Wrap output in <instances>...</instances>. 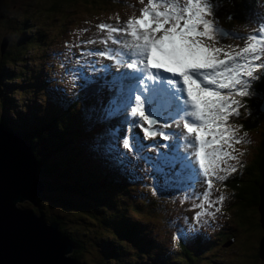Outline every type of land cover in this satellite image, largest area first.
Instances as JSON below:
<instances>
[{"label": "snow or ice", "instance_id": "6c2138e0", "mask_svg": "<svg viewBox=\"0 0 264 264\" xmlns=\"http://www.w3.org/2000/svg\"><path fill=\"white\" fill-rule=\"evenodd\" d=\"M139 3L143 5L139 16L133 14L123 26H96L107 33L102 43L118 47L92 54L115 59L116 65L126 69L115 75L111 65L102 69L96 68L95 61L89 65L93 71L105 73L100 90L107 88L112 93L103 119L118 121L108 130L105 154L133 180L142 179L136 171L143 163L156 180L154 194L179 187L191 193L185 200L200 199L201 203L194 202L201 209L194 217L199 223L203 216L214 218L221 212L215 205L222 206L227 197L221 193L212 199L215 182L227 180L238 170L223 165L229 160L240 163L239 156L233 155L238 151L235 146L250 142L245 139L247 132L238 135L242 125H232L229 120L240 116L243 105L236 97L251 94L252 82L260 79L255 73L264 68V13L258 17L256 34L241 37L246 45L238 47L223 44L237 37L215 16L221 0ZM77 71L84 81L82 87L96 83L84 68ZM173 124L178 130H164ZM157 136L170 143H145ZM150 148L167 151L150 155ZM196 185L205 190L194 193ZM211 208L215 210L209 212ZM180 234L188 238L183 229Z\"/></svg>", "mask_w": 264, "mask_h": 264}, {"label": "trees", "instance_id": "16d2710c", "mask_svg": "<svg viewBox=\"0 0 264 264\" xmlns=\"http://www.w3.org/2000/svg\"><path fill=\"white\" fill-rule=\"evenodd\" d=\"M96 1L48 0L46 2L51 3L48 5V10L54 11L69 3L85 2L93 5ZM253 1L221 0L222 6L215 12V16L217 17L221 12L226 13L227 18L222 22L227 26L243 21L249 18L246 15L258 0L254 3ZM18 40L14 38V41L7 42L8 38H2L5 46L3 51L2 44L0 46V75L5 76L4 63L11 61L14 65L13 72H8V78L20 77L21 81L25 80L19 90L21 95L27 92L25 87L35 86L36 90H39L40 103L42 96L47 101L61 98L62 92H50V90L44 92L37 81V75L28 69L23 70L25 67L21 64L17 52L21 51L25 42L20 44L15 42ZM88 73L96 81L94 86L103 83L100 78L105 73ZM258 76L260 79L253 81L255 88L252 96L256 97L245 100L239 109L240 116L233 115L229 120L230 124L242 125L241 129L247 128L260 133L257 152L251 161L243 165L241 172L245 178L238 177L239 179L219 186L222 191H226L228 197L222 206H215L221 207L219 214L221 213L229 228L214 236V239L218 240L221 238L220 234L224 237L226 233H238L239 224L236 227L231 222L232 212L238 214L240 210L245 213L246 225H243V235L247 238V234L250 233V240L255 239L253 242L250 241L247 256L251 262L256 263L259 259L258 241L264 234L258 213V204H262L261 189H263L264 172V110L261 108L264 97V73ZM35 88L32 87L30 91L35 92ZM105 90L107 93L110 92L107 88ZM86 91L93 101L101 94V91L96 92L91 84L86 87ZM1 105L3 114L0 115V122L16 131L32 146L39 162L38 176L46 183L45 191L39 196L40 199H37V208L33 210L43 214L49 222L55 221L59 224L60 231L73 244L72 256L78 264H199L198 254L210 247L208 243L204 246L200 238L194 240L190 238L192 241H189L176 236L173 227L166 229L165 237H158V229L161 225L181 224L187 213L180 212V204H188L190 208L194 206L197 198L193 196V199L185 200V195L191 193L183 192L179 187L169 188L162 193L157 191L154 194L153 186L156 180L151 175V170L143 163L136 171V175L142 179L137 180L131 179L128 172L114 164L109 156H107L108 163L102 166L105 157H93L90 148L89 137L94 138L95 133L89 132L88 127L85 126L89 122L98 125L106 122L100 115L97 118L90 117L89 120L76 109V106L63 110L62 107L55 109V104L51 110L43 108L40 104L32 109L33 105L22 99L17 107L18 111H15V101L3 96ZM38 111L40 113L43 111V114L39 116V122L34 123L32 117ZM12 114H15L16 118L9 116ZM22 114H29V125L21 124L20 121L24 122V118L20 117ZM8 120H11L12 124ZM61 121H65L66 125L61 126ZM94 129L95 127L92 131ZM140 134L143 135L142 132ZM105 138L107 140L108 136L106 135ZM155 142V140L145 141L147 144ZM148 154L156 155L155 149H148ZM202 187L204 186L196 185L194 193ZM140 212L146 215L145 219L139 217ZM193 212L197 213L200 210ZM252 214L256 215L253 226L250 224ZM156 222L161 223L158 228ZM196 224L194 221L191 222V225ZM247 245L243 244L245 247ZM169 247L175 250L169 251L166 255ZM158 251L162 254L157 255Z\"/></svg>", "mask_w": 264, "mask_h": 264}, {"label": "rangeland", "instance_id": "374dc122", "mask_svg": "<svg viewBox=\"0 0 264 264\" xmlns=\"http://www.w3.org/2000/svg\"><path fill=\"white\" fill-rule=\"evenodd\" d=\"M48 0H1L0 3V46L2 44V38L6 37L8 38L7 42L14 41V38H18V42H25L22 45L21 51H18L17 54H19V58L21 59L22 64L29 68H32L35 75H37V81L40 85H42L41 89L45 91L50 90V92H63L66 94V97H61L54 100V108L60 109V107L63 108V110L71 108V106H76V109L83 113L89 120L90 117L96 118L94 116L97 108V104L100 101L99 95L94 98V101L92 100L91 96L87 93L86 87H82L84 84V81L77 77L76 70L81 68H86L87 64H83L80 66V64L77 66V68L69 63H66L62 59L61 53L64 52L63 48H56V42L61 41L65 38V35L67 33V29L73 27L77 22L80 20H83L85 18H92L95 17V14H106L110 11H115V9H118L117 7L121 6V4H116L114 0H97L95 4L90 5L85 2H80L78 4H65L64 6L58 8L57 10L50 11L48 10V5L51 3L46 2ZM125 7L127 8L129 3H133L134 6L137 9V16H139V9L143 7L139 3V0H123ZM146 2V0H145ZM123 4V3H122ZM264 4V2L259 1L255 2L254 11H257L258 8L261 7V5ZM95 9V10H94ZM252 12V11H249ZM219 18V21H222L224 18H227L226 13L221 12L217 15ZM251 18L252 22L254 23V32L257 30V23L258 19L252 16H248ZM235 30L238 31L239 35L242 37H247L249 35H252L251 27L252 25L249 24L248 21L243 20L240 22H235L232 26ZM236 36V37H239ZM21 36V37H20ZM20 37V38H19ZM105 36H93L92 40L101 42ZM241 42H246L244 39ZM61 46L60 44H58ZM11 47V46H10ZM48 47L47 52L52 55V59L56 63V66L60 69L59 73L60 75L66 80L65 83L61 86V90L57 87H51L49 88V81L47 78L46 73L40 69V67H45L46 62L43 60V58H39L40 55L45 51V48ZM1 59V57H0ZM4 75H0V115L3 114V108L1 105V98L6 97L10 100L15 101V111H18V105L20 104V100L27 102L28 104L33 105L31 108L35 109L37 104H40L43 108L47 110L52 109V103L51 101H47L41 97L42 103H40L38 100L39 98V90L35 88V86H30L27 89V92L25 94H20L19 90L24 84L25 80L21 81L20 77H13L8 78V72H13V64L11 61L4 63ZM101 66L99 64H96V68H100ZM68 71H67V70ZM69 72V73H68ZM122 71H115L116 75H118ZM79 73V72H78ZM68 74H71V76L67 79ZM80 76V75H79ZM23 77V76H22ZM17 78V79H16ZM109 78V77H108ZM112 79V75L110 76V80ZM92 88L98 92L100 90L99 85L97 84L94 86V83L91 84ZM2 87V88H1ZM32 87L35 88V92H31L30 89ZM40 89V91H41ZM48 89V90H47ZM52 89V90H51ZM71 91V92H70ZM104 93V97L107 98L108 96L111 97L112 93L109 92L108 94H105L104 89L102 90ZM20 94V95H19ZM111 94V95H110ZM82 96V99H80ZM79 103V104H77ZM35 105V106H34ZM89 105V106H88ZM85 108V109H84ZM105 108V107H104ZM73 111V109H72ZM33 112V111H32ZM103 113V112H102ZM43 114V111L40 113V111L36 112V115L32 117V120L34 123L39 122V116ZM12 118H16L15 114L9 115ZM20 117L24 118V122L20 121L22 125L28 124L30 121L29 114H22ZM9 122L12 121L8 120ZM115 122H118L117 120H114ZM61 126L66 125L65 121H61ZM113 120L111 122V126H114ZM42 124V123H41ZM117 124V123H116ZM5 125V124H4ZM10 126V125H9ZM88 127V131L92 132V128L96 127V123H86ZM105 126H110V122L106 121ZM7 128V127H6ZM8 130H12L10 128H7ZM173 130H176L174 128V125L170 128ZM14 131V130H12ZM135 131H139V129H136ZM16 132V131H15ZM100 132V131H99ZM257 133V132H256ZM240 136H243V133H239ZM122 136V135H121ZM258 136V133H257ZM254 138V134H249L246 139L252 140ZM164 141V140H163ZM106 138L105 134L101 133L100 136H97L96 138L89 137V143L90 148L92 151V156L97 158L98 156L105 157V160L102 161V166L106 165L108 163L107 155L105 154V145H106ZM255 143V142H254ZM238 151L234 152L233 155L239 156V159H245L248 160V157L250 156L251 152V158L253 157V153L256 150V147L253 149V145H247V144H241L235 146ZM127 151V150H125ZM243 153V155H240V153ZM252 173V172H251ZM40 198L38 197V200ZM22 204H26L30 207L37 208L34 204H28L26 202H22ZM214 208L208 209L209 212H212ZM141 210V208H140ZM139 210V211H140ZM190 211V210H189ZM191 212V211H190ZM233 216L231 218V222L233 224L238 225V233L236 235V239L234 238V241H227L230 239L231 236H228L226 233V236H222L220 239L215 240L217 243L215 246H210L206 250L204 249V252H201L198 254V262L199 264H264V260L258 259L256 262H251V259L247 256L249 247H250V233L246 236L243 235V225L245 226L246 223L244 222V216L245 213L238 211V214H234L232 212ZM237 215V216H236ZM140 218L145 219L146 215L141 214L139 215ZM255 214H252V219L250 221V224L253 226L255 223ZM216 216L213 218L208 217L206 220L201 219L200 221H215L217 224L219 220H216ZM160 222H156V227L160 225ZM169 227L174 228V234L178 236L180 234V229H183L185 232L188 233V235H192L187 231V225L185 224H173L169 226H163L161 225L159 227L158 231V237L162 238L166 236V229ZM157 228L155 230H157ZM229 228L226 227L225 230ZM209 230L203 229L202 234L203 236L208 235ZM232 234H235V232H232ZM181 235V234H180ZM177 240V238H176ZM259 243V241H258ZM243 244L247 245L246 247L243 246ZM175 249L172 247H169L168 251L166 252V255L169 254V251H174ZM251 252V251H250ZM162 252L158 251L157 255H161ZM260 260V261H259Z\"/></svg>", "mask_w": 264, "mask_h": 264}, {"label": "water", "instance_id": "95a60500", "mask_svg": "<svg viewBox=\"0 0 264 264\" xmlns=\"http://www.w3.org/2000/svg\"><path fill=\"white\" fill-rule=\"evenodd\" d=\"M38 164L32 146L0 122V264H78L73 244L57 222L18 205L24 201L36 205L45 191ZM261 195L258 213L264 231V185ZM258 244V257L264 260V235Z\"/></svg>", "mask_w": 264, "mask_h": 264}, {"label": "clouds", "instance_id": "9594fccd", "mask_svg": "<svg viewBox=\"0 0 264 264\" xmlns=\"http://www.w3.org/2000/svg\"><path fill=\"white\" fill-rule=\"evenodd\" d=\"M3 43V42H2ZM58 44H60L61 46H59ZM235 46H238V47H243L245 46V44L243 43H237L235 44ZM118 46L116 45H112L110 42L108 45H105L104 43L102 42H56V48H63L64 49V52L61 53L62 55V59L64 62L66 63H69L73 66H75L77 68V66L80 64L83 65V64H87V67L84 69L86 73L88 72H92V68L89 66L90 65V62L92 61H95V62H99L98 64L101 66L100 68L98 69H101L103 68L104 65H111V63L115 64V59L113 60H110L108 59V57L106 56H99V55H94L92 53H96V52H100V51H103L105 50V48H109V49H116ZM4 47L1 48V50L3 51ZM47 49L48 47L45 48V51H43V53L40 55L39 58H43V60L46 62V65L45 67H40L41 70H43L46 75H47V78H48V81H49V88L51 87H57L58 89L61 90V86L65 83V79L60 75L59 71L60 69L62 68H58L56 66V63L54 62V60L52 59V55L49 54L47 52ZM22 64V62H21ZM23 65V64H22ZM24 66V65H23ZM118 66V65H116ZM25 67V66H24ZM24 69H28L27 67L23 68ZM30 72H33L32 68H29L28 69ZM67 70V69H66ZM78 70V69H77ZM76 70V75L77 77L80 78L79 76V73L78 71ZM68 71V70H67ZM93 72H97V71H93ZM112 72V71H111ZM34 73V72H33ZM69 73V72H68ZM261 72L260 71H257L255 73L256 76H258ZM71 76V74H68L67 76V79ZM110 76L111 75H108L107 76V79L110 80ZM109 77V78H108ZM150 83V82H149ZM254 82H252V86H251V94L249 96H246V97H243V100L240 98L241 102L243 103L245 100H247L248 98H253V97H256L255 95L252 96L254 94ZM42 86V85H41ZM62 91V90H61ZM71 92V91H70ZM61 97H66V94L62 92V96ZM100 97V103L99 105L97 106L96 108V113L99 112L102 108H104L105 104H106V100L104 98V96L102 94L99 95ZM55 100V99H54ZM54 100L51 101L54 102ZM78 104V103H77ZM52 105H54L52 103ZM89 106V105H88ZM261 108L264 110V97L262 98V102H261ZM50 110V109H49ZM174 125V124H173ZM232 125H240L239 123H236V124H232ZM174 127H176V125H174ZM165 131H173V129H170V128H167V129H164ZM244 132H247L248 134H254V138L252 140H249L250 142L248 143H245L247 145H253V149L254 147L256 146V150L254 151L253 153V157L254 158V155L256 154L257 152V147H258V144H259V139H260V133H258V136H257V133L256 131H253V130H250V129H247V128H244V129H240L239 133H244ZM238 133V135H240ZM122 136L124 135L121 134ZM158 138V139H157ZM156 140L159 141L161 144H165V143H170V141L166 142V141H163L161 137L157 136ZM246 139V138H245ZM248 140V139H246ZM255 142V143H254ZM159 151H167V149H158ZM253 152V151H252ZM252 152L250 154V156L248 157V160H245V159H239L240 160V163H237V161L235 160H229L228 161V164H225L223 165L224 167H227L228 165H234L237 167V171L235 173H233L231 176H229V178L223 182H219V181H216L215 182V187L213 189V196H212V199L214 200L215 197H218L221 193H223L224 195L227 196V193L226 191H222V189L219 188V186H222L224 184H228L230 181L234 180V179H239L238 177L240 178H243L244 175L243 173L241 172V170L244 168V163H247L248 161H251V155H252ZM245 161V162H244ZM264 173V172H263ZM221 175H225L226 173H223L221 172L220 173ZM264 177V176H263ZM245 178V177H244ZM262 186L264 185V180L262 178ZM205 190L204 187H202L201 189H199L196 193L199 194V193H202L203 191ZM199 202L201 203V200L198 199ZM28 204H31L27 201H24ZM18 205L22 206V207H30L26 204H22L19 203ZM186 204H182V206H184ZM216 207V206H215ZM33 209H36L34 207H32ZM215 210V209H213ZM181 213L182 212H186V216L185 218L183 219V221L181 222V225L182 224H187L189 223L190 221L193 220L194 218V215H193V212H190L189 210H181L180 211ZM206 217H210V215H205ZM202 222V225L201 226V229L203 231V229H208L209 232H208V235L206 236H203L202 232L201 234L199 235H196V237H201L203 240L205 238H209V239H212L214 240V236H217L218 233H215L212 229V227L208 224L207 221H201ZM226 227H228V224H226ZM237 235V233L235 232V236ZM264 235V234H263ZM220 236V235H219ZM222 237V236H221ZM186 240H189V237L186 239ZM192 241V240H191ZM227 241H230V240H227ZM194 242V241H193ZM194 245V244H192Z\"/></svg>", "mask_w": 264, "mask_h": 264}, {"label": "bare ground", "instance_id": "6f19581e", "mask_svg": "<svg viewBox=\"0 0 264 264\" xmlns=\"http://www.w3.org/2000/svg\"><path fill=\"white\" fill-rule=\"evenodd\" d=\"M97 106H98V104H97Z\"/></svg>", "mask_w": 264, "mask_h": 264}]
</instances>
